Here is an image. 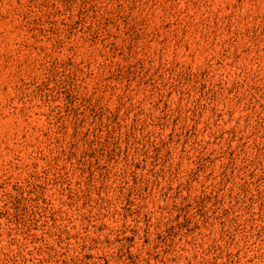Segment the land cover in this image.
Returning <instances> with one entry per match:
<instances>
[{"label": "rangeland", "instance_id": "1", "mask_svg": "<svg viewBox=\"0 0 264 264\" xmlns=\"http://www.w3.org/2000/svg\"><path fill=\"white\" fill-rule=\"evenodd\" d=\"M0 264H264V0H0Z\"/></svg>", "mask_w": 264, "mask_h": 264}]
</instances>
